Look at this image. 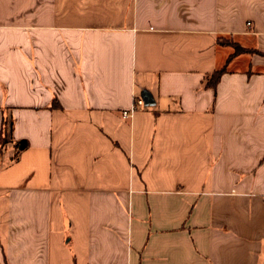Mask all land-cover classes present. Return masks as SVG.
<instances>
[{"label":"crops","instance_id":"obj_1","mask_svg":"<svg viewBox=\"0 0 264 264\" xmlns=\"http://www.w3.org/2000/svg\"><path fill=\"white\" fill-rule=\"evenodd\" d=\"M1 117L0 264H264V0H0Z\"/></svg>","mask_w":264,"mask_h":264},{"label":"trees","instance_id":"obj_2","mask_svg":"<svg viewBox=\"0 0 264 264\" xmlns=\"http://www.w3.org/2000/svg\"><path fill=\"white\" fill-rule=\"evenodd\" d=\"M223 71H224L223 67L214 70L208 79V85L213 87L215 85V83L217 82L220 74ZM6 124H7L6 117H1L0 118V146H4L5 143L7 142L8 125L6 126ZM9 124L11 126V122H9ZM16 146H17L18 150H23L28 146V142L26 140H20L17 142Z\"/></svg>","mask_w":264,"mask_h":264},{"label":"built area","instance_id":"obj_3","mask_svg":"<svg viewBox=\"0 0 264 264\" xmlns=\"http://www.w3.org/2000/svg\"><path fill=\"white\" fill-rule=\"evenodd\" d=\"M144 107V102L143 99L141 97H135L133 99V105L130 109H126L122 111V115L124 117L130 115L134 110L138 109V108H143Z\"/></svg>","mask_w":264,"mask_h":264},{"label":"water","instance_id":"obj_4","mask_svg":"<svg viewBox=\"0 0 264 264\" xmlns=\"http://www.w3.org/2000/svg\"><path fill=\"white\" fill-rule=\"evenodd\" d=\"M142 99H143V102H144L145 105H149V104H151V102L148 101V99H149V94H148V93L145 92V93L142 95Z\"/></svg>","mask_w":264,"mask_h":264}]
</instances>
